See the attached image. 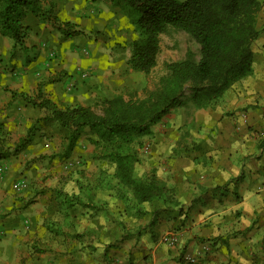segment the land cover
<instances>
[{
  "label": "crops",
  "instance_id": "1",
  "mask_svg": "<svg viewBox=\"0 0 264 264\" xmlns=\"http://www.w3.org/2000/svg\"><path fill=\"white\" fill-rule=\"evenodd\" d=\"M53 2L62 20L86 28L79 0ZM102 7L89 6L87 12ZM100 16L115 31L117 20L103 12ZM263 22L264 7L251 75L207 108L172 109L154 125L152 136L142 138L144 147L149 146L142 163L154 171L140 172H155L173 190L171 202L147 203L141 217L125 215L120 201L100 211L76 204L70 208L71 224L56 235L45 226L49 218H62L56 189L76 192L81 171H62V162L55 161L46 168L38 163L26 168L30 155L20 152L2 160L8 168L0 176V264H264V146L258 136L264 131ZM25 24L31 28L27 49L12 57L13 41L0 34V139L9 146L8 137L12 143L25 138L26 145L33 144L29 153L43 148L58 151L59 158L68 131L23 96L40 88L59 106L94 107L95 101L120 93V83L113 81L117 56L101 53L97 58L84 43L66 45L48 22L33 14ZM86 136L81 135L71 155L84 165L99 164ZM83 172L88 177L97 173ZM22 178L29 186L17 191L15 184ZM168 232L179 235L176 244L163 240Z\"/></svg>",
  "mask_w": 264,
  "mask_h": 264
},
{
  "label": "trees",
  "instance_id": "2",
  "mask_svg": "<svg viewBox=\"0 0 264 264\" xmlns=\"http://www.w3.org/2000/svg\"><path fill=\"white\" fill-rule=\"evenodd\" d=\"M106 1L133 29L126 60L132 71L146 75L152 72L157 65L161 35L169 28L188 33L198 43L199 54L188 50L183 59L167 62L166 73L145 97L120 92L101 99L100 111L83 104L59 106L40 88L34 95H22L31 105L45 108L57 126L68 131L61 156L70 157L81 135L89 130L88 141L94 146L92 158L99 162L95 176L80 172L76 192L56 189L62 218L45 221L46 228L56 235L71 224L70 208L76 204L100 211L120 201L125 215L141 217L147 213V203L171 202L173 190L155 172L145 175L139 171L145 145L142 138L152 136L154 125L172 109L190 105L207 108L235 83L251 75L253 43L263 31L259 14L264 0ZM28 14L48 22L66 38L83 33L76 23L58 16L51 0H0V34L13 41L11 57L18 49H27L25 40L31 30L25 24ZM17 94L13 92V97ZM26 143L25 138L21 139L11 151L0 139V162L20 152Z\"/></svg>",
  "mask_w": 264,
  "mask_h": 264
},
{
  "label": "rangeland",
  "instance_id": "3",
  "mask_svg": "<svg viewBox=\"0 0 264 264\" xmlns=\"http://www.w3.org/2000/svg\"><path fill=\"white\" fill-rule=\"evenodd\" d=\"M53 1V0H51ZM71 2V1H69ZM78 7H83L85 10H81V15L83 17V22L85 23L86 28L82 26V24H79V26L82 28L83 33L79 36L66 38L63 36L60 32L55 30L53 27L52 29L57 31L59 33V38L65 39V44L68 45V43H84V47H87L88 51L92 53V55L97 56V58L103 56L105 53L109 55L110 57L117 56V69L114 72H117L116 80H113L114 82H119L118 90H120L121 93H124L126 96L135 95L136 97L142 98L145 97L150 91L154 90L158 84L159 78L166 73L165 64L170 61L174 60H180L183 59L186 56V52L188 50H192L196 56L199 54V45L198 43L185 31L175 29V28H169V30L161 35V48L160 52L158 54V60L156 67L152 70V72L148 75L134 72L132 71L127 63L126 60L128 58V51L129 48V41L134 37L133 29L131 28L130 24L125 20L123 15L119 12V10L115 7H113L108 1L106 0H98V3L95 4V1L92 0H79ZM89 6H103L102 11H97L96 9L90 10V12H87V9ZM91 9V8H89ZM99 10V9H98ZM96 11V12H94ZM102 12L105 14H109L108 18H115L117 20V25L115 26V31L113 29H108L107 24L109 25V22H106L107 24H104V18H101L100 13ZM261 25H264L263 23H260ZM35 37V36H34ZM31 36V38H34ZM82 45V46H83ZM85 48H83L84 50ZM104 53V54H101ZM130 54V52H129ZM5 71V70H4ZM117 85V84H116ZM3 89V87H0ZM8 89L9 86H7ZM4 91H7L4 88ZM99 100V99H97ZM100 101V100H99ZM99 101H95L93 103V108L96 111H100L101 107L99 106ZM38 117L37 121L34 124V128L32 131L35 133L38 129ZM42 129H44L43 125H40ZM9 133L3 132V135L8 137ZM44 135H46L44 133ZM84 135H91L89 130H86L84 132ZM65 137V136H63ZM12 137H8L9 147L12 149V151L15 149V147L19 144L18 140L14 141L12 143ZM66 142V141H65ZM38 143H35L34 146H37ZM33 144H28L25 147H21L19 154L26 153L29 154V160L26 161V168L31 167L38 164H43V168L52 163L56 162L55 165H58L60 162H62L63 168L62 171H97L99 164H96L94 162H91L89 165L86 163L85 165L80 163H75V158L73 155L66 158L60 155L58 158L57 152H45L46 150H43V148H39L40 150H37L33 148V153H29V147ZM59 145H62L58 144ZM47 146V145H45ZM47 148V147H46ZM147 152H144L142 150V154H146ZM7 160V159H6ZM5 161V160H4ZM1 166L4 167V171L8 168L7 164L3 162L0 163ZM25 170V169H23ZM22 170V171H23ZM139 171H152L151 168H148L147 165H144L143 163L139 166ZM112 208L114 211L117 210L118 206L113 204Z\"/></svg>",
  "mask_w": 264,
  "mask_h": 264
},
{
  "label": "built area",
  "instance_id": "4",
  "mask_svg": "<svg viewBox=\"0 0 264 264\" xmlns=\"http://www.w3.org/2000/svg\"><path fill=\"white\" fill-rule=\"evenodd\" d=\"M242 117H246L244 113L242 114ZM258 136L261 139H264V131L259 132ZM143 150H144V152H147L149 150V146L146 145ZM75 163L80 164V162H78V161H75ZM3 171H4V167L0 165V176L3 175L2 174ZM28 186H29V182L27 181L26 178H22V179L18 180L15 184V188L17 189V191H23L24 189L28 188ZM163 240L170 245H174L178 242L179 235L175 232H168L164 235ZM188 260L190 262H194V263L196 262L195 257L188 256Z\"/></svg>",
  "mask_w": 264,
  "mask_h": 264
}]
</instances>
